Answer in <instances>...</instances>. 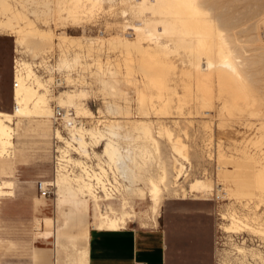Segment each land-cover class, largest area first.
<instances>
[{
  "label": "rangeland",
  "instance_id": "374dc122",
  "mask_svg": "<svg viewBox=\"0 0 264 264\" xmlns=\"http://www.w3.org/2000/svg\"><path fill=\"white\" fill-rule=\"evenodd\" d=\"M26 1L29 5L25 3ZM33 1L15 0L16 3H13L21 4L25 9V13L28 14L30 12H35L34 9L38 6L36 12L39 14L38 16H40V14L42 16L38 19L40 23L36 20L38 16H32V18L28 14L27 15L31 20H36L33 22V26H37V29L47 31L53 35L51 36L52 38H49L47 41L41 38L43 41L35 47L36 51L34 49V54L32 51L30 52L33 58L52 46L55 38L58 40L59 46H63L62 50H64V48H80V50L86 49L87 52L91 51L88 52L91 63L88 64L90 65V69H87L89 72L87 88L65 89L59 91L55 96L49 92V95L47 94L49 101L45 107H51V102H54L58 106L72 108L75 116L77 110L90 114L88 116L82 115L78 117L80 119L82 117V119H85L84 124H86V127L89 129L96 128L99 125V121H101L100 123H110L113 121L138 122L146 121L147 119V121L153 123V129H155L153 130V134L158 138L161 157L169 169L170 181H172L174 175L172 172L174 162L171 156L173 153L170 148V142L167 140L166 136L157 133L158 127L161 124L160 126L172 132L174 136L172 137L174 139L178 138L185 146L183 153H185L189 159V165L186 162L183 163V165L187 167L186 174L188 175L178 182V187L175 191L178 193L182 188L186 189L190 182L197 179L205 183L207 182L206 184L210 186L211 192L201 193L193 197L187 195L186 201L176 200V198L181 197V195L175 197L172 196V193L164 195V200L156 217L157 222L159 218L162 217V214L167 211L207 209L214 211V213H219L221 217L222 215L227 216L230 213H235L241 220L248 224L247 228L240 230L241 232L245 230L253 234H262L264 236V229L262 230L264 225V0H206V7L209 8L213 6L212 8L214 9L209 8V15H207L208 17L206 16L207 20L208 18L209 20L203 25L204 27L202 26L203 29H201L202 27L199 28L200 30L207 31L209 35L212 33L209 36L208 46L210 49V51L208 49V53L210 55L212 53L213 55H211V57L208 54L211 58H214L213 53L218 47L217 43H221L219 37L216 39L219 29L223 30L221 35L227 39L231 47L234 48L235 43L239 44V46L236 44L235 48H237V46L239 47L236 50L241 53H239L242 59L241 61H243V64L246 66H244L245 69L243 70L250 74L253 80V88H250L248 92L246 91L247 94L253 95V100H250L251 104L245 107L243 103L246 102V100L240 99L241 101H239V99L236 98L237 101H234L235 98L232 99L233 96L231 94L236 95L238 93L234 88L227 92L223 91L221 94L218 93L219 86H217L218 83L214 77L211 80L212 82H210V84H213H209L210 88L211 86L213 87L211 91L213 90L212 95L214 97L212 96L213 99L206 102L204 98H202L201 90L198 89L200 88L198 87L199 76L196 65H194V63H196L195 58L188 50L181 48L170 53L168 56L169 59L167 58L169 65L172 67L171 64H173L174 68L168 71L169 74H165L166 83L168 84L165 85L172 89L169 93L166 91L167 94L164 92L166 97L165 103L169 101L167 105L170 106V109L168 106L167 109L165 104V108L169 110V114L164 116L165 118L159 116V112L158 115L152 113L149 118H147L148 116L142 117L133 87H128L123 83L117 86L119 90L126 92L128 98H130L128 102H124L121 98H125L126 96H109V93L102 89L98 76L94 74L99 66H101L105 72L107 66L113 69V71L115 70L122 74L126 72V66L124 65L126 48L112 41L117 35L125 36L130 40L135 38L134 34L128 37L127 34L123 32L122 25L125 23L132 25L144 19L137 11L135 12L136 9H131L132 6L137 4L136 1L115 0L112 8H109L108 4H105L102 11H97L96 14L94 13L91 20H87V23L85 22L87 25L85 23L80 25L83 28L70 25L67 26L65 25L66 23L61 25V28H59V26L42 28L41 25L44 21L42 18L45 17L42 15L45 11L43 6L44 3H42L43 0H39V2L36 0ZM46 1L50 3V6L55 2V0L53 2L52 0H44L43 2ZM32 2L33 5L31 4ZM209 4H211V6ZM122 11H125L126 15H122ZM53 13V16L58 14L57 11ZM63 13L65 14V12ZM88 22L90 23L88 24ZM119 23L120 25L122 24L121 27ZM2 34H0V111L11 114L14 106L11 80L14 55L13 49L16 44V37L10 33ZM63 34L68 37L66 42L61 41L65 40L60 36ZM99 36L103 39L101 44L94 45L89 43V39ZM73 38L76 40L74 41ZM77 40H79V42ZM213 46L216 49H214ZM66 49L65 51L67 52ZM129 49L131 50V48ZM136 54L137 53L131 54L132 57L136 59L133 62L134 67H132L131 70L133 71V77L137 81V87L142 89V83L147 81L145 76L146 72H142V70L138 68L139 64L135 63L138 60ZM134 55H136V57ZM214 60L217 61V58L215 57ZM152 70L149 69V71ZM166 70L164 69L163 76ZM70 77L69 79H71ZM195 77H197V80H195ZM192 78H194V80ZM162 79H164V77ZM68 81H66V84H71V82H73L72 86L77 85V83H79V85L84 84L80 82V76H78L77 80ZM139 81L142 83L139 84ZM34 83H36L35 80ZM197 89L201 94H199ZM230 91L233 92L228 94ZM241 91L242 90H240L238 94L244 93V91ZM80 92H83L85 96H76L74 98L73 94L78 95ZM218 94H220L221 98ZM225 101H227L228 104L230 103L228 105L226 102V106L228 105L227 109L230 105L235 106H232L231 109L229 108L228 111L225 108ZM108 102L119 105L123 107L124 110L128 109L130 111L129 116H108L105 111ZM204 102H206V104H204ZM160 103L159 100H153L155 108H159V105H162ZM208 103L211 104L207 105ZM161 107H164V105ZM32 114L34 115L35 112H32ZM126 118L129 120H126ZM11 128L14 129L12 150L15 153L16 159L19 157L22 159V163L18 168V172L15 173V177H10L15 181L14 193L18 199L15 202L17 205L16 213L6 217L1 211L0 205V264H34L31 257L34 247L40 250H54L53 239L44 240L36 238L32 216L41 219L55 217L51 227L52 230L54 229L60 247L63 248L60 250V264H64L63 259L65 256V259H70V255L74 254L69 246L71 240H79V236L73 232V229L69 231L63 227L64 229L60 230L58 227L62 218L58 216V211L56 209V204L58 202L56 201V189L53 190V194H51L49 198L40 199L35 185L36 181L33 185H27L21 180L24 172H29L37 167L38 164H42L43 157L41 156L43 153L48 155L46 160L48 164L50 163L51 122H49L48 119L37 118V115H34L30 118L17 120L14 125H11ZM42 130L47 131L46 137L41 133ZM134 134L137 136L136 133ZM7 159H11V157L5 158L4 156V158H2V160ZM149 172L156 175L159 169L155 165H152L149 167ZM258 174L261 175V179H263H258V181H261H259L260 183H257V180L254 182L253 179L259 176ZM7 177L8 176H0V186L8 181ZM51 178L52 174L49 180H51ZM218 194L221 198L219 201H216L215 196ZM226 200H233V203H227ZM135 204L137 211L140 209L144 210L147 206L146 202L139 200H136ZM235 204L241 207V211L247 210L250 211V213L239 214L234 207ZM89 206L91 207V205ZM90 212L92 213V207L90 208ZM227 225L228 222L226 221L223 228L227 227ZM40 227L41 226L37 223V228ZM156 227H158V223ZM148 228H150V226H148ZM44 252L46 253H44L45 258L51 261L53 257L52 252ZM68 264H70V260ZM221 264L227 263L223 262Z\"/></svg>",
  "mask_w": 264,
  "mask_h": 264
},
{
  "label": "bare ground",
  "instance_id": "6f19581e",
  "mask_svg": "<svg viewBox=\"0 0 264 264\" xmlns=\"http://www.w3.org/2000/svg\"><path fill=\"white\" fill-rule=\"evenodd\" d=\"M36 1L39 2V0ZM43 1L42 3H44L43 6L45 11L42 15L45 17L42 18L44 21L42 19L41 20L43 21L42 25L46 26V28H49V25H53L54 27L59 26V28H61L60 26L65 23L67 26L70 25L73 27L76 26L83 28L80 25H83L85 22L87 23V20H91L94 13L96 14L97 11H102L105 4H108V7L112 8V5L115 3V0H55V2L52 0L53 5L50 6V3H47L48 1ZM133 1L137 2V6H132L131 9H136L135 12L137 11V13L144 17V19H139L140 21L132 25L129 22L128 23L130 25L127 23L121 25L124 33L127 34V32H130V34L135 35V38L130 40L125 36L117 35L112 41H115L117 44L126 48L124 63L126 66V72L122 74L118 71H113V69L108 66V68L106 67L105 69L106 72L101 66H99L94 72V74L99 78L102 89L107 91L109 96L119 95L121 97L123 95L126 97L121 98V100L128 102L130 98H128L127 93L117 88L120 83H123L128 87H133L134 95H136L135 97L142 117L148 116L147 118H149L152 113L158 115L159 112V116L165 118L164 116L169 114V110H167L168 107L170 109V106L167 105L169 104V101H167L168 103H165V93L166 91H168V93L170 90L172 91V89L167 86L168 84L166 83L167 81L165 76L169 74L168 71H171L174 68L173 64H171V67L169 62H167L169 59L168 56L170 53L184 48L188 50L189 53L193 54V57L195 58L196 63H194V65H196L199 76H197L199 79V86H197L200 87L198 89L201 90L200 92H202V98H204L206 102L211 101L214 97L212 95L213 90L211 91L213 87L211 86L210 88L209 86L210 82H212V78L214 77L218 83L217 86H219L218 93L221 94L223 91L227 92L232 88H234V90L238 93L242 90L241 92L244 91L246 94L237 93L236 95H233L231 93L234 90L230 91V93L228 92V94L233 96L229 95L232 99L235 98L234 101H237L236 98H238L239 101H241L240 99L246 100V102L243 103L245 107L251 104L250 100H253V95L247 94V92L250 88H253V80L250 74L243 70L246 66L243 64V61H241V53L236 50L239 48V44L235 43V47L236 44L238 45L237 48L234 47L235 49L231 47L227 39L221 35L223 30L219 29L216 39L219 37V41L221 43H217V49L213 46V48L216 49L213 54L214 58H217V61H215L214 58H211L213 56L212 53V56L208 53L209 36L212 33L209 35L207 31L200 30L199 28L205 25L209 20V18L207 20V15H209L210 12L209 8L213 7L211 4H209L211 7L207 8L206 0ZM14 2L15 0H0V34H13L16 37L17 45H21L26 48L27 52L30 53L32 51L33 53L35 47L43 41L41 38H44L47 41L49 38H52L51 36L53 35L47 31L37 29V26H33V22L37 20L39 21L38 23H40V20L38 19L39 17H42L41 14L38 16L39 14L36 12V8L38 6L35 9L33 8L36 13L30 12L28 14L25 13V9L21 4H13ZM33 2L31 3L32 5ZM25 3L28 4L27 1ZM55 11H57L58 14L55 13L56 15L53 16L52 13ZM63 12H65V14ZM27 14L31 17H38L36 20H31ZM122 15H126V12L122 11ZM89 23L90 22H88V24ZM203 27L201 29H203ZM60 36H62V39H65L61 41L66 42L68 37L65 36V34ZM73 40L75 41L76 39L73 38ZM77 41L79 42V40ZM88 41L91 44L97 45L101 44L103 39L99 36L91 38ZM129 48H131V50ZM132 53H137L138 62H135L139 64V67H137L141 69L142 72H146L145 76L147 81L145 80V83L139 81V84H143L142 89L137 87V81L132 75L133 71L131 69L134 67V60H136L132 57ZM208 54L211 57L208 56ZM136 55L134 56L136 57ZM80 60V55L75 56V58H72L71 60L64 59L61 62V68L67 73H71L75 68L78 69L83 67L90 69V65H81L82 61L80 62ZM149 69L153 70L149 71ZM164 69H167V73L165 72L163 76ZM161 74L164 79H162L163 77ZM66 77L68 78H66V81L71 80L69 79L70 75H67ZM197 77H195V80H197ZM192 79L194 80V78ZM37 80L38 79H35L36 83H33L36 85L35 87L32 86L33 84H22L19 89L16 90V105L13 106L11 114L0 111V161L4 158V156L5 158H13L14 151L12 149L14 143V129L11 128V125H14L17 120L37 115V118L48 119L50 122L53 112L52 106L45 107L49 101L47 98L49 91L41 82ZM84 81V77L80 78L81 83H84ZM198 89L197 91L199 92ZM200 92L199 94H201ZM220 94H218V96L221 98ZM83 95V92H80L78 95L73 94L74 98L76 96L84 97L85 95ZM154 99L159 100L161 102L160 104H162L161 106L164 105V107L159 105V108H155L153 105ZM227 101H225V106ZM206 102H204V104H206ZM165 104L167 109L165 108ZM209 104L211 103H208L207 105ZM227 106L225 107L226 109ZM232 106L230 105L228 109H231ZM105 111L108 116L115 115V117L121 115L129 116L130 114L128 109L124 110L123 107L109 102L105 107ZM32 112H35V114L33 115ZM82 115L88 116L90 114H86L81 110L76 111L77 117ZM126 120L129 119L126 118ZM100 122L101 121H99V125L96 128L89 129L86 127V124H84V121L80 120L79 123L75 124L72 129H70V132L74 138L76 144L75 150L78 155L85 158L93 156L98 162L96 164L97 167H99L103 162L108 166L110 171L113 172L114 180L117 182L120 199L115 203H103L101 204L103 206L102 208L100 204L90 202L88 196L90 195L91 187L89 182L86 181L84 175H76L74 178H69L65 175H59L56 177L53 185L54 189H56V201H58L57 203L59 206L58 216L62 218L58 227L60 230L66 228V230L70 231V229H73V232L79 236V240H71L69 245L71 248L70 250L74 252V254L70 255V264H87L90 231L117 232L120 230H126L130 226L135 225L138 220L143 227H156V217L164 200V195L170 193H172V196L174 197L181 195V197H177L176 200L186 201L187 195L193 197L201 193L211 192L210 186L206 184L207 182L205 183L204 181L198 179L190 182L186 189L182 188L178 193L175 191L178 187V182L186 178L188 175L186 174L187 167L183 165V163L186 162L189 165V159L186 154L183 153L185 146L178 140V138H173L174 136L169 129L163 128L160 124L158 132H156L160 135L162 134V136L164 134L170 142V148L173 153L171 157L174 162V167L172 168V172L174 174L172 181H170L171 178L169 169L161 157L159 142L157 140L158 138L153 134V130L155 129H153L152 122L147 121V119L146 121L138 122ZM42 133L45 134L47 131L42 130ZM134 133H136L137 136ZM75 162L77 166H81L82 164L78 158ZM152 165H155L159 169V172L156 175L149 172V167ZM94 172L95 171L92 170V177L97 176ZM101 172L103 173L104 171ZM253 179L254 182L257 180V183H260V180H263L261 179V175L256 176V178L254 177ZM258 179H260V182ZM12 184L13 183L11 182H7L6 184L0 186V199L12 194ZM220 198L219 194L215 196L216 201H219ZM136 200L146 202V209H140L137 211L135 204ZM89 205L92 207V213L90 212L91 207ZM222 219L228 222L227 227L224 228V230L228 233H239L241 232V229L248 227V224H246L247 222L241 220L235 213H230L227 216L222 215Z\"/></svg>",
  "mask_w": 264,
  "mask_h": 264
},
{
  "label": "built area",
  "instance_id": "2783aa9c",
  "mask_svg": "<svg viewBox=\"0 0 264 264\" xmlns=\"http://www.w3.org/2000/svg\"><path fill=\"white\" fill-rule=\"evenodd\" d=\"M41 27L46 28L43 25ZM49 27L52 28L53 25H49ZM127 36L131 37L130 32H127ZM62 48L55 38L52 46L33 58L23 46L15 44L11 80L14 106L16 105V90L22 84H33L35 79H38L53 96L65 89L87 88L89 72L86 68H75L71 73H67L61 68V62L64 59L71 60L78 55L81 57V65L87 66L90 64L91 60L87 50L78 48H64L62 50ZM67 75H71L70 78L73 81L78 76L80 78L84 77V84L79 85L77 82V85L74 86H72L73 82L66 84L65 77ZM32 86L35 87L36 85L33 84ZM51 106L53 110L50 118L52 127L50 136L52 178L48 181H36L35 185L39 197L46 199L53 194V184L59 175H65L69 178H74L76 175H84L91 187L90 195L88 196L91 203H98L100 206L103 203H115L120 199V194L113 172L103 162L97 167L96 164L98 162L93 156L81 157L75 150L76 144L70 129L79 123L80 120L84 121L85 119L76 117L74 110L70 107H60L54 102H51ZM77 158L82 162L81 166H77L75 162ZM92 170L95 171L96 177H92ZM101 171L104 172L102 173ZM232 201L226 200L227 203H233ZM234 207L239 214L250 213L247 210L241 211V207L237 206V204ZM224 224H226V221L222 219L219 213H215L214 252L216 264L223 262L227 264H264V236L247 231L228 233L223 228ZM135 264L146 263L138 262Z\"/></svg>",
  "mask_w": 264,
  "mask_h": 264
},
{
  "label": "crops",
  "instance_id": "0c3cea01",
  "mask_svg": "<svg viewBox=\"0 0 264 264\" xmlns=\"http://www.w3.org/2000/svg\"><path fill=\"white\" fill-rule=\"evenodd\" d=\"M42 133V132H41ZM45 137L47 134L42 133ZM42 164L22 175L23 183L33 185L35 181L49 180L52 174L48 155L43 153ZM22 159L14 157L0 161V176H8L13 183L12 196L0 199L1 211L6 217L16 213L14 193L15 177ZM50 165V166H49ZM2 184V185H4ZM58 211L59 206L56 204ZM59 212V211H58ZM36 238L53 239L54 250L32 249L34 264H60L61 248L52 223L55 217L32 216ZM37 223L40 228H37ZM158 227H143L138 220L133 227L117 232L90 231L87 264H216L214 252L215 213L212 210H174L162 214ZM137 225V226H136ZM44 251L52 252V259L45 258ZM45 253V254H44ZM56 254V255H55ZM59 255V256H58ZM60 260H59V259ZM66 258V256H65ZM63 259L68 264L69 259Z\"/></svg>",
  "mask_w": 264,
  "mask_h": 264
}]
</instances>
